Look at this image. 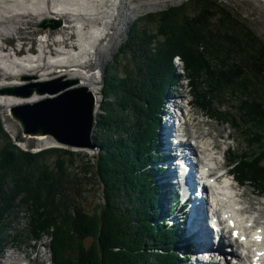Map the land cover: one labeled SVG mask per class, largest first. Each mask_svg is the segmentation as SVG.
Here are the masks:
<instances>
[{"label": "trees", "instance_id": "obj_1", "mask_svg": "<svg viewBox=\"0 0 264 264\" xmlns=\"http://www.w3.org/2000/svg\"><path fill=\"white\" fill-rule=\"evenodd\" d=\"M175 58L196 83L198 108L245 137L249 151L231 152L229 167L241 185L264 196V41L231 8L188 0L136 22L108 67L103 93L114 99L102 106L99 152L83 169L102 194L92 213L72 193L80 156L64 148L23 150L0 117V238L24 211L33 240L50 238L53 264H188L175 245L183 230L153 224L164 209V186L156 184L162 171L151 166L160 159L154 151L164 97L180 79ZM229 98L235 106L222 112Z\"/></svg>", "mask_w": 264, "mask_h": 264}, {"label": "rangeland", "instance_id": "obj_2", "mask_svg": "<svg viewBox=\"0 0 264 264\" xmlns=\"http://www.w3.org/2000/svg\"><path fill=\"white\" fill-rule=\"evenodd\" d=\"M25 1H32L33 3L31 6L33 7L30 6L31 9H29V6L23 3ZM187 1L188 0H0V74L4 75L7 73L13 75L11 78L8 77L9 75L0 76V89L19 85L13 83L18 79L21 81V77L24 76L14 77L20 69H16L15 66H13V70L8 68L9 63L6 62L7 59L20 62L26 58H42L45 62H53L64 59L65 56H62L64 52L80 54L83 57L80 56L81 58L78 57L77 60L79 61L80 58V62L86 64V71L90 72V75L93 77L92 85L100 88L98 94L99 99L95 108V126L93 130V140L95 142V136L103 135V131L99 127H96L100 117L105 114L102 110V106L104 103L114 99L111 96L110 98L104 96V78L108 73V67L114 62L116 54L127 43L134 24L149 15H157V13L166 11L170 8L181 6ZM216 1L231 8L234 13L244 21L246 26L264 41V0ZM27 7L29 11H26L28 10ZM75 9L77 13H79L77 17L79 19H77L78 21L70 16H66V18L62 20L56 15H50V10L51 12L60 13L65 10L75 11ZM30 12L34 14L31 17L27 16ZM43 12L45 15H41ZM47 16H49V18H47ZM46 19L62 20L63 26L56 31H51L49 28L43 30L39 25ZM79 21L83 24L82 28L78 23ZM151 24L152 23L148 24L149 27ZM65 26H67V28H65ZM90 37L92 39H90ZM118 60V62H120V59ZM27 64L28 67L26 66L25 69L28 70L38 64V62ZM174 66L175 72L180 76V79H178L177 83L168 86V90L164 97L163 108H165V106L167 108L168 102H170V106L166 111L164 109L161 114L160 126L157 133L159 145L155 148L154 154H156V156L160 155V157L164 155L165 147L163 146L162 133L164 132L163 123L166 118L165 113L169 114L171 109L175 107L174 104H176V101H178L177 105L181 103L180 106H185V110L188 109L190 112L186 115L189 126L185 124V121H183L182 124L179 123V118L174 119V121L172 119V121L175 124L179 123V129L182 128L186 134H188L190 130L209 134L208 136H204V138L198 139L196 143L194 142L195 140H191L189 134L186 136V139L194 143L195 148L197 145H206L207 142L215 141L219 146L218 151H213L215 159L218 164L226 162L225 168L229 172V181L231 182L233 180L236 192L242 195L240 199L241 202L243 201L242 203L245 206L251 204L257 211L261 210L264 213V196L259 195L249 184L242 186L241 184H237L231 175V168L229 167L230 153L234 152L237 155H241L245 151H249L245 137L240 132L234 130L230 124L212 119L208 113L198 108L194 97V92L197 90L196 83L192 85L189 79L186 78V74L183 71V63L179 58H175ZM117 69L119 74H122V65ZM65 70L68 71L69 69ZM52 71L53 73L47 77L48 79L56 78L63 73L56 69ZM34 72L37 71H32V73ZM41 73L42 72H39L38 74ZM6 78L8 79L6 80ZM4 83L6 84L4 85ZM22 84H28V82H22ZM187 100L188 103L190 102V105H188V103L186 104ZM234 104V98H229L228 104L222 107L221 111L230 112V106H235ZM11 108L12 107L9 109L4 108V106L0 105V117L5 132L13 141H16L18 137L22 138V141L16 143L21 149L38 152L49 148H63L50 138L24 137L19 124L9 115ZM171 114H175V111H172ZM137 126L133 129H137ZM133 129H131L130 132H132ZM70 150L76 152L80 156L71 171L70 180H72V186H74V190L71 192L73 195H76V191L79 192L82 195L80 202L83 208H85L87 212L92 213L96 210L98 205L103 204L102 194L98 187L96 177L92 175V173H84L83 169L88 159L94 162L99 150ZM193 151L196 150L193 148ZM254 152V150H251L250 154ZM223 154H225L224 158ZM166 162L165 160H157V164L153 163L151 166H158V169L162 171V177H156V184L164 186V189L160 190V201L164 205V209L161 211V215L153 220V224L158 225L161 221L172 229L175 227L181 229L183 224L181 225V216H178V214L181 213L180 209L182 206L177 202V188L175 187V183L170 176L166 175ZM211 166L213 167V165ZM163 183H167L168 186ZM172 191L176 194L175 199L172 197ZM167 202H169V206ZM175 207H177L176 209L179 212L175 210ZM256 213L255 216H258L259 213ZM160 217H163V220L160 219ZM183 227L185 226L183 225ZM28 228L27 215L22 211L6 233L0 238L5 243L4 248L0 250V264L4 262H8L9 264L11 261L14 262V259L18 261V264H53V257L49 248L50 238L44 237L41 241H34ZM177 236L180 238L179 241L183 239L182 233H177ZM182 245L185 244L176 243V247L180 248V250L176 251L180 258H185V256L188 258V252L184 251V248L181 247ZM173 250L175 251V248ZM196 253H201V251L196 250ZM203 256L201 257L203 258ZM229 258H231V256H229ZM187 263L190 264L189 260Z\"/></svg>", "mask_w": 264, "mask_h": 264}, {"label": "bare ground", "instance_id": "obj_3", "mask_svg": "<svg viewBox=\"0 0 264 264\" xmlns=\"http://www.w3.org/2000/svg\"><path fill=\"white\" fill-rule=\"evenodd\" d=\"M23 3L27 4L29 6V9H31L30 6L32 5L33 2L32 1H25ZM43 4H45V3H43ZM31 7H33V6H31ZM27 9H28V7H27ZM29 9L26 11H29ZM75 11H76V9H75ZM75 11L65 10L64 12L56 13L54 11L51 12V10H50V15H56L57 17H59L62 20H64L66 18V16H70V17L74 18V20L78 21L79 19L77 17L79 16V13H77V11L76 12ZM33 15L34 14L32 12H30L29 15H27V16L31 17ZM41 15H45L44 12ZM47 18H49V16H47ZM49 21H53V20H49ZM78 23H79L80 27L82 28L83 27L82 22L79 21ZM65 28H67V26H65ZM90 39H92V38L90 37ZM63 41H65V40H63ZM62 56H65L64 59H59V60L53 61V62L52 61L51 62H49V61L45 62V61H43L42 58H36V59L26 58L20 62L16 61V60L13 61L10 59L9 60L7 59V61L6 60L5 61L9 63L8 68L13 70V66H15L16 69L17 68L20 69L14 77L26 75V76H33L39 80H47L48 79L47 77L53 73V71H52L53 69L60 70L63 72L61 76L79 79L81 82V85L88 87L93 92V94L96 97V102H98V99H99L98 94L100 92V88H98L97 86L94 87L92 85L93 84V81H92L93 77L90 75V72L86 71V69H87L86 64L80 62V58L83 56H81L80 54H77V53H72V52H69V53L64 52V53H62ZM78 57H80L79 61L77 60ZM36 62H38V64H36V65L33 64L34 66L31 69H28V70L25 69L26 66L28 67L27 63H36ZM65 69H69V70L66 71ZM32 71H37V72L32 73ZM27 72H30V73H27ZM39 72H42V73L38 74ZM4 75H9V74L6 73ZM4 75L0 74V76H4ZM12 76L13 75L10 74L8 77L11 78ZM7 79L8 78H6V80ZM5 84L6 83H4V85ZM13 84H19L20 85V84H22V81H20V79H18ZM42 98H44V96H39V97L34 96L33 100H40ZM31 100L32 99H22V98L11 96V95H0V105L4 106V108H8V109L10 107H13V106L24 104V103L29 102ZM177 102L178 101H176V104H174L175 107H173L171 109V112L175 111V114H171V112H169V114L165 113L166 118H165L164 123H163V131L164 132L162 133V138L164 140L166 139L165 140L166 145L168 143L167 146L169 147V149L165 150L163 156L165 158H167L169 161V156L170 157L172 156L170 147H173V143L176 140V137H179L178 140L181 137L182 143L180 146H178L175 149V154H176L177 158H181V157L185 156L186 153L189 152V154L187 156H188V159L190 160V162L193 164V166H195L196 169L201 168V171H202L201 174H203V177H205V178L207 177L206 175H209L211 172L212 176H208V177L216 179L217 185H218V187H217L218 193H216V194L212 193L213 189L211 187L209 188L210 190L207 188V191L211 192L212 205H210L209 201L201 202L200 198L197 199V201L195 202V209H196L197 217L195 220H191V222L189 223L190 230H188L187 234L190 235L192 243L194 245L196 244V247H198L197 248L198 251H200L201 248L203 249V251L201 253H197L196 255H194L195 253L192 249V245H190V243H188V241H187L188 238H187L186 232L182 229L183 230L182 232L184 234L183 238L186 240L185 246L184 245H182V246L184 249L188 250L187 254L189 255L188 260H189L190 264H229L233 258L236 261H238L240 264H251V262H254V261H252V259H255L257 252H259V254L261 255L258 258V261L261 262V264H264V213L261 210L257 211L255 208H253V206L251 204L248 206H245L242 203L243 201L241 202V200H240L242 198V195L238 194L236 192L235 188H231V187H234V185L231 186V184L229 183V180L227 178V176L229 175V172L225 168L226 162H223L222 164H218L216 159H215L214 152L218 151V149H219V146L215 143V141L207 142L206 145H197L195 148L194 143H191L186 139V136L189 134V136L191 137V140L192 139L195 140L194 142L196 143V142H198V139L204 138V136H208L209 134L202 133L199 131L194 132L192 130H190L189 133L186 134L182 128L179 129L177 126L179 123L182 124L183 121H185V124H187V126H189V123L187 122L188 119H187L186 115L190 112L188 111V109L185 110V106H183V105L180 106L181 103L179 105H177ZM187 103H188V100L186 101V104ZM188 105H190V102L188 103ZM169 106H170V102H168L167 108L165 106V108H163V110L165 109V111H166V109H169ZM163 107H164V105H163ZM177 118H179L180 122L175 125V123L173 121H174V119H177ZM172 119H173V121H172ZM46 138H48V137H46ZM42 139H44V138H42ZM193 148L196 151H193ZM175 160L171 159V161L166 162L167 163L166 166L168 169L166 174L169 173V175L172 179L174 177L176 178V168H175V164H174ZM197 160H198V163H197ZM184 161L187 163V160L185 158H184ZM211 165H213V167ZM168 166H170V167H168ZM188 170H189V168H188ZM190 170L192 172L194 171L193 168H191ZM224 170L226 171L225 173H224ZM186 172H188V171L187 170L184 171V175H186ZM189 177H190V175H189ZM213 182H214L213 180L208 181V183H210L211 185ZM175 183H177V184L180 183V179L177 178L175 180ZM231 189H234L235 192L233 190L231 191ZM199 195L202 196L201 193H199ZM191 199L192 198H189L188 200H191ZM204 203H205V206H204ZM168 204H169V202H167V205ZM207 205H208V209L206 212L205 207ZM209 205H210V209H209ZM176 208L177 207H175V210L177 212H179ZM220 212H222L224 217L228 218L229 227H230L228 234L230 237V242H229V245H227L226 242L218 241V244H219L218 247L220 249H217V248L215 249V246L213 243L214 237L211 235V231H210L211 227L208 226L207 217L208 218L210 217L211 219H213V218H215V216L217 217ZM254 212L259 213V215L255 216ZM211 214H212V216H210ZM178 216H181V218H183L182 217L183 212L179 213ZM252 230H256V231L254 232ZM235 231H238V234H239L238 238L233 237L234 236L233 233ZM221 237L222 236H220L218 239H221ZM255 237H261V239H256ZM231 246H233V247L235 246L236 250L235 251L232 250V252H230L229 248ZM177 250H180V248H178ZM215 250H217L219 252H214ZM201 255L202 256L204 255L203 258H201ZM222 255H224V256H222ZM229 256H231V258H229ZM217 257H223V258H220V260L217 261V260H215V258H217ZM202 259H204V261H206V262H202L203 261ZM2 264H8V262L7 263L4 262ZM9 264H18V261L14 259V262L11 261ZM21 264H24V263H21Z\"/></svg>", "mask_w": 264, "mask_h": 264}, {"label": "water", "instance_id": "obj_4", "mask_svg": "<svg viewBox=\"0 0 264 264\" xmlns=\"http://www.w3.org/2000/svg\"><path fill=\"white\" fill-rule=\"evenodd\" d=\"M62 20H44L39 27L56 31ZM28 84L0 89V95H11L29 102L10 109L26 138L48 137L64 149H97L93 140L96 97L79 79L58 76L39 80L33 76L21 77ZM34 96H44L33 100Z\"/></svg>", "mask_w": 264, "mask_h": 264}, {"label": "snow or ice", "instance_id": "obj_5", "mask_svg": "<svg viewBox=\"0 0 264 264\" xmlns=\"http://www.w3.org/2000/svg\"><path fill=\"white\" fill-rule=\"evenodd\" d=\"M234 235H239L238 233H234ZM256 239H261V237H255Z\"/></svg>", "mask_w": 264, "mask_h": 264}]
</instances>
